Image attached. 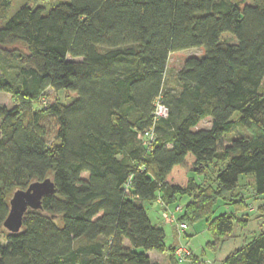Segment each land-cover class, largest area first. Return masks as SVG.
I'll return each instance as SVG.
<instances>
[{"label": "trees", "instance_id": "trees-1", "mask_svg": "<svg viewBox=\"0 0 264 264\" xmlns=\"http://www.w3.org/2000/svg\"><path fill=\"white\" fill-rule=\"evenodd\" d=\"M13 1L0 0V92L15 102L0 104V264H178L145 202L170 225L204 221L215 253L246 225L214 210L242 175L264 215V0ZM193 48L204 55L170 85V54ZM48 89L73 97L47 104ZM46 179L53 193L8 232L13 193ZM219 264H264V230Z\"/></svg>", "mask_w": 264, "mask_h": 264}, {"label": "rangeland", "instance_id": "rangeland-1", "mask_svg": "<svg viewBox=\"0 0 264 264\" xmlns=\"http://www.w3.org/2000/svg\"><path fill=\"white\" fill-rule=\"evenodd\" d=\"M18 1V0H17ZM17 1H13L14 5H16ZM24 1V0H20ZM40 1V2H39ZM37 3L44 4L47 0H39ZM238 2L249 3L251 0H237ZM47 3V2H46ZM223 39L228 40L230 43H235V38L231 34H224L222 36ZM204 55L203 49H187L182 50L177 53L170 54L166 66V76L165 80L170 83V85L174 82L175 74L181 69L185 59L187 57H201ZM45 100L48 103H52L53 101L60 100L63 102L69 101L73 94L68 92H56L54 90L48 89L45 92ZM0 104L4 105L8 108H11L15 104L13 99L7 93L0 92ZM34 109L38 108L36 106ZM238 114L235 113L233 119H237ZM210 126L209 119H205L199 123L198 128H208ZM53 137V135H51ZM53 138L50 139L49 142H52ZM86 173H83L82 176L86 178ZM209 178H206L205 184L212 183V179L214 177L213 174L207 173L206 175ZM252 176L250 175H242L239 178L238 188L234 190L230 195L225 198L226 203L223 204L221 202L215 207V216L219 214H229L233 212H237V215L245 214L246 224L245 226H239L236 224L232 230V233L229 236L224 237V243L220 246V248L212 253L208 249H206L207 242L212 240V236L207 230V226L204 221L197 222L195 224L186 225L188 229L186 231H179L178 225H170L167 224L161 215H159V207L156 202L148 203L145 202L143 207L146 209L149 218L153 224L161 225L165 232L166 244L172 245L177 244V246H182L186 248L189 252V259L192 262V258L197 255L200 259L205 261V264H219L229 253L233 252L235 249H238L252 240L255 236H257L261 231L264 230V215L258 211V206L263 202V199L256 198L252 189ZM202 183V182H201ZM232 194V195H231ZM236 194L244 199L246 202V209L243 211L241 207L238 209H234L233 205L229 204L230 199H235ZM182 203L186 202V199L181 200ZM162 209V207H161ZM241 210V211H240ZM166 211V210H164ZM159 215V216H158ZM160 219V220H159ZM162 220V221H161ZM186 232V233H185ZM195 254L193 253V250ZM140 251V250H137ZM175 252V251H174ZM149 257L153 261H159V264H169V255L167 252L155 253L151 252ZM187 257V258H188ZM180 264V263H178Z\"/></svg>", "mask_w": 264, "mask_h": 264}, {"label": "water", "instance_id": "water-1", "mask_svg": "<svg viewBox=\"0 0 264 264\" xmlns=\"http://www.w3.org/2000/svg\"><path fill=\"white\" fill-rule=\"evenodd\" d=\"M52 193L53 184L49 179L42 182H33L25 190L15 191L9 201V211L3 222V227L8 232H18L26 211L28 209L39 210L41 198Z\"/></svg>", "mask_w": 264, "mask_h": 264}, {"label": "built area", "instance_id": "built-area-1", "mask_svg": "<svg viewBox=\"0 0 264 264\" xmlns=\"http://www.w3.org/2000/svg\"><path fill=\"white\" fill-rule=\"evenodd\" d=\"M167 114H168L167 108L162 104L160 99L157 98L154 102V110H153L154 121L157 120L158 118H165ZM137 137L142 141L144 145H147L148 143L151 142L150 140H152V131H148L147 133L144 134H138ZM179 210H180L179 207H176L175 211H179ZM161 216L163 217V220L167 224H172L175 222L174 213H171L170 211L169 212L164 211ZM178 228L180 231H183L186 229V224H178ZM174 255L178 263H186L187 261L188 262L187 264H192L188 257L189 252L186 248L182 246H178L174 252Z\"/></svg>", "mask_w": 264, "mask_h": 264}, {"label": "crops", "instance_id": "crops-1", "mask_svg": "<svg viewBox=\"0 0 264 264\" xmlns=\"http://www.w3.org/2000/svg\"><path fill=\"white\" fill-rule=\"evenodd\" d=\"M159 216V215H158ZM160 220V219H159ZM177 245V244H176ZM193 250V249H192ZM151 253V252H150ZM150 253L148 254V255H150ZM193 253L195 254V251L193 250ZM196 255V254H195ZM197 256V255H196ZM221 261V260H220ZM157 262H159V261H157Z\"/></svg>", "mask_w": 264, "mask_h": 264}]
</instances>
